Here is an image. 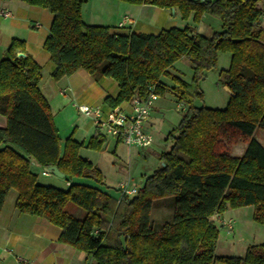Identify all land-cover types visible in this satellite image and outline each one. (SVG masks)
<instances>
[{
    "label": "trees",
    "instance_id": "1",
    "mask_svg": "<svg viewBox=\"0 0 264 264\" xmlns=\"http://www.w3.org/2000/svg\"><path fill=\"white\" fill-rule=\"evenodd\" d=\"M52 15L43 49L54 68L53 81L78 70L95 80L114 79L115 108L133 98L171 94L187 106L175 129L169 151L144 178L136 195L114 198L74 180L104 187L101 171L81 158V148L101 152L106 136L96 129L85 143L71 136L61 144L51 108L39 84L42 69L12 40L0 61V212L10 191L24 215L46 220L60 229L58 242L85 255L91 264H264V244L249 246L241 257H217L219 228L214 216L226 210L253 208V221L264 225V148L254 140L264 131V0H117L134 6L174 10L193 26L170 28L157 35L87 25L81 18L86 0H26ZM220 21L221 31L197 34L203 17ZM21 53L24 56L18 57ZM230 55L221 72L223 87L234 95L222 110L197 107L200 82L216 66L217 54ZM186 59L191 82L172 69ZM163 78L173 84L167 87ZM243 142L241 157L229 148ZM119 143V142H118ZM55 167L69 184L63 189L40 182L43 169ZM38 170L40 174L36 173ZM174 198L171 221L155 230L152 203ZM84 212L77 219L66 211Z\"/></svg>",
    "mask_w": 264,
    "mask_h": 264
},
{
    "label": "crops",
    "instance_id": "2",
    "mask_svg": "<svg viewBox=\"0 0 264 264\" xmlns=\"http://www.w3.org/2000/svg\"><path fill=\"white\" fill-rule=\"evenodd\" d=\"M0 9L11 12L9 18L0 17V61L4 58L12 40L23 42L25 54L42 69L39 88L51 108L54 121L60 114L66 115L67 119L68 117L71 119L73 114L79 118L71 122L72 129L64 140L71 136L75 141L85 143L95 135L96 128L90 119L75 111L74 105L99 106L103 113L107 112L110 108L105 103V99L116 98L119 92L117 82L111 78L95 80L82 70L53 81L50 74L54 66L43 49L44 41L50 35L52 15L46 10L30 5L26 0H0ZM176 17H179L177 13L172 14L171 11L164 9L146 5L137 7L114 0H86L81 9V18L87 25L129 29L131 32L146 35H157L162 30L178 28L174 21ZM191 21V19L185 21L184 27L193 26L189 24ZM119 107L124 110L129 108L127 103H122ZM154 110H157V106L153 107L144 126V132L150 136L149 131L153 121L150 116ZM6 123L0 116V127H5ZM108 139L113 140L112 153H115L121 143L115 142L110 137H106L102 150ZM64 140L60 139L62 144ZM254 140L264 148V133L260 136L254 135ZM145 177L143 176L140 183ZM68 185L66 183V187ZM16 197L17 194L10 191L0 212V264H18L17 258L32 264H91L85 255L58 242L60 235L58 227L42 218L21 214L15 207ZM75 214L74 217L77 219L84 217L81 211H76ZM218 216L223 217V215Z\"/></svg>",
    "mask_w": 264,
    "mask_h": 264
},
{
    "label": "rangeland",
    "instance_id": "3",
    "mask_svg": "<svg viewBox=\"0 0 264 264\" xmlns=\"http://www.w3.org/2000/svg\"><path fill=\"white\" fill-rule=\"evenodd\" d=\"M117 1V0H114ZM120 2V1H118ZM264 11V4H259ZM264 17V16H263ZM260 19V26L264 28V18ZM178 28H184L185 21H181L180 17L174 20ZM192 25L193 23H189ZM198 34L210 36L213 32H219L221 29L220 21L210 17H203L199 25L195 26ZM230 55L227 53H218L216 66L206 73L205 78L200 82V89L203 92L202 100L195 101L197 107L204 106L210 109L222 110L227 106L229 94L224 90L221 83L220 74L229 68ZM173 72L179 74V77L186 83L191 82V67L186 59H180L173 65ZM163 83L167 87L173 84L168 78H163ZM154 106V110L150 116L153 119L151 133L152 145L148 149L128 148L122 144L118 145L115 153L113 151V140L108 139L104 150L95 152L83 148L80 150L81 158L94 164L103 174L105 179L104 187L97 186L90 180H74V183L88 185L97 188L114 198L118 199L117 185L120 182L127 181L129 185L139 187L143 176H148L159 165L158 156L161 153L170 150L173 138L169 133L175 136V129L178 126L182 115L186 112L187 106L178 103L171 94H164L158 97ZM66 115H58L53 117V122L58 130L59 138L64 140L71 131V122L78 120L76 114L73 117H65ZM264 131L257 130L256 136H260ZM104 135V134H103ZM62 144V143H61ZM245 149L243 142H237L229 148L232 157H241ZM35 172H40L34 169ZM40 182L45 185H52L56 188L63 189L66 187L63 179H56L54 176H40ZM174 198L158 199L152 203L151 221L155 230H159L165 223L171 221ZM66 211L75 216V212H84L73 205H68ZM223 217L214 216L213 221L219 228V238L215 247V256L217 257H241L245 254L246 249L251 245L264 244V225L253 221V208L243 207L234 210H226L222 214ZM226 223L233 225L232 230L226 229ZM226 232H225V231ZM227 233V234H225Z\"/></svg>",
    "mask_w": 264,
    "mask_h": 264
},
{
    "label": "built area",
    "instance_id": "4",
    "mask_svg": "<svg viewBox=\"0 0 264 264\" xmlns=\"http://www.w3.org/2000/svg\"><path fill=\"white\" fill-rule=\"evenodd\" d=\"M199 1L213 2L216 0ZM0 17L9 18L11 12L0 9ZM153 90L151 87L150 94L145 100L133 98L128 103L126 102L129 107L128 110L117 106L103 113L101 107H89L88 105H74V109L79 115L90 119L100 133L114 139L115 142L117 141L128 148L148 149L152 145V137L144 132V126L158 98ZM42 175L47 174L42 172ZM138 189L139 187L131 186L126 181L121 182L117 185L118 199L134 196ZM225 225L227 230H232L233 225L231 223ZM17 263L32 264L21 258H17Z\"/></svg>",
    "mask_w": 264,
    "mask_h": 264
},
{
    "label": "water",
    "instance_id": "5",
    "mask_svg": "<svg viewBox=\"0 0 264 264\" xmlns=\"http://www.w3.org/2000/svg\"><path fill=\"white\" fill-rule=\"evenodd\" d=\"M171 13H174V10H171ZM18 57H23V54H18ZM224 90L229 94L230 97H233L234 95L229 91L227 87H224ZM43 172L47 175L54 176L58 179H63L64 176L61 174L55 167L45 168L43 169Z\"/></svg>",
    "mask_w": 264,
    "mask_h": 264
}]
</instances>
